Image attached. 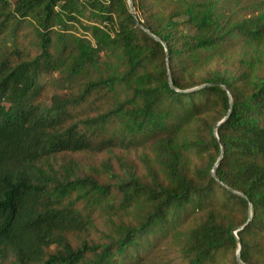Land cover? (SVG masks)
Instances as JSON below:
<instances>
[{
	"label": "trees",
	"instance_id": "1",
	"mask_svg": "<svg viewBox=\"0 0 264 264\" xmlns=\"http://www.w3.org/2000/svg\"><path fill=\"white\" fill-rule=\"evenodd\" d=\"M132 3L0 0V264H264V0Z\"/></svg>",
	"mask_w": 264,
	"mask_h": 264
},
{
	"label": "water",
	"instance_id": "2",
	"mask_svg": "<svg viewBox=\"0 0 264 264\" xmlns=\"http://www.w3.org/2000/svg\"><path fill=\"white\" fill-rule=\"evenodd\" d=\"M127 4H128L129 12H130L131 15L134 17V19H135L137 25H138L143 31H145V32H146L151 38H153L155 41L160 42V43L162 44V46L164 47L165 51H166V50H167L166 45H165L164 43H162L160 39H158V38L155 37L153 34H151L147 29H145V28L142 26V24H141L142 21H141V20L139 21V20L137 19L136 12H135V9H134V7H133L132 0H127ZM168 82H169L170 87L174 89V87H173V85H172V80H171V77H170V73H168ZM205 86H207V85H203V86L195 87V88H193V89L185 90V91H183V92L197 91V90H199V89H201V88H203V87H205ZM224 89L226 90V92H227V94H228V96H229V98H230V93H229V91H228L227 88H225V87H224ZM176 91L179 92V90H176ZM225 119H226V117L223 118V119H222V120H221V121H220V122L214 127V132H213V133H214V136H215V138H216V140H217L218 142H219V138H218V135H217V128H218V126H219L221 123H223V122L225 121ZM220 147H221V153H220V156H219V158H218L216 164L213 166V168H212V170H211V175H212V177H213L217 182H219V179H218L217 176H216V169H217L218 164H219V162H220V160H221V158H222V153H223V152H222V145H221V144H220ZM219 183H221V182H219ZM221 185H223L224 187H226L223 183H221ZM226 188H227V187H226ZM227 189H228V188H227ZM228 190H230V189H228ZM230 191L233 192V193H235V194H237V195H239L240 197H243L244 199L247 200V198H246L244 195H242V194H240V193H237V192H235V191H232V190H230ZM250 207H251V204L249 203L248 219H247L246 224L251 220V210H250ZM242 228H243V226L240 227V228H237V229H235V230L232 231V235H233V236L236 238V240L238 241V249H237L236 254H235V256H236V261L238 262V264H244V263L241 261V259H240V248H241V242H240V240H239V238H238V236H237V232L240 231Z\"/></svg>",
	"mask_w": 264,
	"mask_h": 264
},
{
	"label": "rangeland",
	"instance_id": "3",
	"mask_svg": "<svg viewBox=\"0 0 264 264\" xmlns=\"http://www.w3.org/2000/svg\"><path fill=\"white\" fill-rule=\"evenodd\" d=\"M150 264H178V260L169 250H162L160 252H156V254L154 253L151 257Z\"/></svg>",
	"mask_w": 264,
	"mask_h": 264
}]
</instances>
